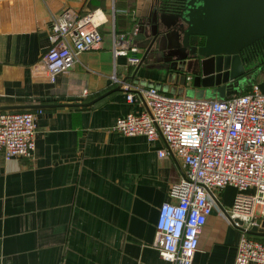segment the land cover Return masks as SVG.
Returning <instances> with one entry per match:
<instances>
[{
	"label": "crops",
	"instance_id": "obj_1",
	"mask_svg": "<svg viewBox=\"0 0 264 264\" xmlns=\"http://www.w3.org/2000/svg\"><path fill=\"white\" fill-rule=\"evenodd\" d=\"M153 8V0H0V106L28 105L0 110L37 113L33 155H0V264L169 263L154 245L156 222L183 163L160 156L163 137L149 140L114 127L118 116L142 107L126 100L115 73L170 93L184 87L172 61L145 57L146 48L134 40ZM64 10L96 11L104 38L51 81L44 55L53 16ZM116 38L136 44L143 61L129 65L126 55L116 54ZM263 78L258 67L240 92ZM101 95L87 106H31ZM234 192L233 185L216 191L220 204L203 228L194 264H234L242 235L226 214Z\"/></svg>",
	"mask_w": 264,
	"mask_h": 264
},
{
	"label": "built area",
	"instance_id": "obj_2",
	"mask_svg": "<svg viewBox=\"0 0 264 264\" xmlns=\"http://www.w3.org/2000/svg\"><path fill=\"white\" fill-rule=\"evenodd\" d=\"M100 24L96 11L78 15L64 10L53 16L52 44L44 55L49 80L103 41ZM115 52L126 55L129 65L142 59L130 40L124 44L116 38ZM113 78L126 90L128 102L142 104L140 110L118 116L114 127L149 140L163 137L160 156L172 155L183 163L181 180L171 186L172 199L159 209L154 245L161 256L168 264H194L216 191L233 185L237 192L228 212L244 220L234 264H264V235L247 230L264 220V78L225 98L188 97L155 85H132L116 73ZM36 118L31 110H0V155H33Z\"/></svg>",
	"mask_w": 264,
	"mask_h": 264
},
{
	"label": "water",
	"instance_id": "obj_3",
	"mask_svg": "<svg viewBox=\"0 0 264 264\" xmlns=\"http://www.w3.org/2000/svg\"><path fill=\"white\" fill-rule=\"evenodd\" d=\"M153 7L151 18L140 23L134 40L146 48L145 57L172 61L178 70L175 77L182 84L192 81L198 95L225 98L238 93L258 67L264 68V0H153ZM194 36L198 41L203 38V43H193ZM259 56L261 65L247 69ZM103 96L31 106H87ZM16 107L28 105H1L0 109ZM226 214L244 228L243 219ZM258 222L261 226L254 224L247 230L264 235V220Z\"/></svg>",
	"mask_w": 264,
	"mask_h": 264
},
{
	"label": "rangeland",
	"instance_id": "obj_4",
	"mask_svg": "<svg viewBox=\"0 0 264 264\" xmlns=\"http://www.w3.org/2000/svg\"><path fill=\"white\" fill-rule=\"evenodd\" d=\"M260 72L261 71L258 70L256 72L255 76L252 77V79H254V80L255 79H258L260 77L259 76L260 75ZM180 80H181V78H180ZM183 85H184L183 89L178 92V94H180V95H184V96H188V97H198V98H204V97L207 98V97H209V96H205V95H198L197 94V91L195 89H193L192 86H191L192 85V81H190L189 84L184 83ZM209 98H216V97H209ZM233 194L235 196L236 195V192H234Z\"/></svg>",
	"mask_w": 264,
	"mask_h": 264
},
{
	"label": "flooded vegetation",
	"instance_id": "obj_5",
	"mask_svg": "<svg viewBox=\"0 0 264 264\" xmlns=\"http://www.w3.org/2000/svg\"><path fill=\"white\" fill-rule=\"evenodd\" d=\"M192 42H193V43H197V44H201V43H203V38H201V39L198 41V38H196V37L194 36V37H192ZM262 43H264V40H263ZM260 58H261V56H259V58L256 59L255 61H253V62L247 64V69L254 68V67L257 68L258 66H260V65H261Z\"/></svg>",
	"mask_w": 264,
	"mask_h": 264
}]
</instances>
